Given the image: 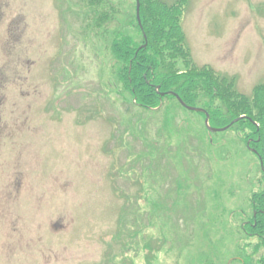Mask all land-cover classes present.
Segmentation results:
<instances>
[{
  "label": "rangeland",
  "instance_id": "rangeland-1",
  "mask_svg": "<svg viewBox=\"0 0 264 264\" xmlns=\"http://www.w3.org/2000/svg\"><path fill=\"white\" fill-rule=\"evenodd\" d=\"M110 2L129 22L135 0ZM88 12L0 0V264H239L257 158L173 101L131 106L119 28ZM183 29L197 65L264 84V0H189Z\"/></svg>",
  "mask_w": 264,
  "mask_h": 264
},
{
  "label": "trees",
  "instance_id": "trees-1",
  "mask_svg": "<svg viewBox=\"0 0 264 264\" xmlns=\"http://www.w3.org/2000/svg\"><path fill=\"white\" fill-rule=\"evenodd\" d=\"M77 2L89 11L84 15L87 20L84 30L91 28L98 36L101 28L109 31L113 24L119 28L110 49L115 77L128 94L131 106L151 112L161 108L165 101H173L184 109L171 95L174 93L187 106L203 109L212 128L230 126L228 131L234 132L249 151L254 150L263 183L260 191L252 194L251 214L241 226L242 257L233 261L264 264V84L257 85L247 96L237 90L234 78L196 64L183 29L189 0L171 4L163 0H139L140 24L136 10L129 22H120L121 11L110 0ZM134 4L136 8V0ZM129 27L135 29L137 37L126 32ZM196 114L205 121L204 114Z\"/></svg>",
  "mask_w": 264,
  "mask_h": 264
},
{
  "label": "water",
  "instance_id": "water-1",
  "mask_svg": "<svg viewBox=\"0 0 264 264\" xmlns=\"http://www.w3.org/2000/svg\"><path fill=\"white\" fill-rule=\"evenodd\" d=\"M137 2V7H136V15H137V20L138 23L140 24V4H139V0H136ZM165 94H162V96H164ZM172 96H174L178 102L181 104L182 107H184L186 110L190 111V112H195V113H201V114H205L206 119H205V126L207 128V130L211 133H220V132H225L227 131L230 126L223 128V129H216V128H212L209 125V116L208 114L203 110V109H199V108H193V107H189L187 106L185 103H183V101L174 93H171ZM238 120L234 121L231 125H233L234 123H236ZM262 166V163H261Z\"/></svg>",
  "mask_w": 264,
  "mask_h": 264
}]
</instances>
